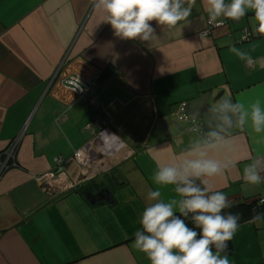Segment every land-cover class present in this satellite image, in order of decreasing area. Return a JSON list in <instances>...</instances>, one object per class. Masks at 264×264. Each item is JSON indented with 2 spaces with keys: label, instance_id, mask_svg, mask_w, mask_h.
<instances>
[{
  "label": "crops",
  "instance_id": "0c3cea01",
  "mask_svg": "<svg viewBox=\"0 0 264 264\" xmlns=\"http://www.w3.org/2000/svg\"><path fill=\"white\" fill-rule=\"evenodd\" d=\"M104 18L95 0H0V151L20 138L17 166L0 177V264H150L132 241L153 173L198 145L223 169L196 179L201 188L233 204L264 196V183L242 179L252 162L264 176V132L253 131L250 115L243 128L237 113L232 132L205 139L182 114L208 91L249 113L257 99L264 108V34L252 13L203 38L207 15L196 0L188 23L168 30L151 22V42L116 37ZM80 150L88 157L75 163ZM57 157L68 163L57 167ZM51 171L63 172L58 180L67 174V189L38 183ZM160 190L165 201L179 199L172 186ZM108 191L113 203L94 201ZM247 221L230 264H264V220Z\"/></svg>",
  "mask_w": 264,
  "mask_h": 264
},
{
  "label": "clouds",
  "instance_id": "9594fccd",
  "mask_svg": "<svg viewBox=\"0 0 264 264\" xmlns=\"http://www.w3.org/2000/svg\"><path fill=\"white\" fill-rule=\"evenodd\" d=\"M207 24L221 26L225 20L238 22L249 12L255 30L264 34V0H201ZM196 0H95V8L104 13V23L122 40L151 42L156 38L153 21L164 29H175L189 22ZM203 35V33L201 34ZM250 66L251 57L232 47L230 49ZM221 107L239 113L241 128L251 118L252 129L264 132V108L261 101L250 105V113L237 100H223ZM229 125L231 120L224 117ZM211 146V145H209ZM223 171L221 165L207 158L199 145L189 151L181 164L157 166L152 181L156 187L147 192L148 201L135 232L132 247L143 253L150 264H230L228 242L240 227L241 215L225 209L234 207L223 191L195 183L201 177H214ZM255 162L249 163L242 179L251 185L264 183ZM161 186H172L179 199H162ZM191 218V225L186 223ZM264 220V213L255 212L247 223Z\"/></svg>",
  "mask_w": 264,
  "mask_h": 264
},
{
  "label": "built area",
  "instance_id": "2783aa9c",
  "mask_svg": "<svg viewBox=\"0 0 264 264\" xmlns=\"http://www.w3.org/2000/svg\"><path fill=\"white\" fill-rule=\"evenodd\" d=\"M225 25H226V21H224V23L219 27H214L212 25L207 24V22H206V28L201 31L200 36L203 38H208L211 36V33L214 29L222 28ZM202 33H203V35H201ZM252 65H250V66H252ZM93 103L95 105H99L98 102L95 100L93 101ZM184 107H185V104L182 107V114L186 117L185 112H184ZM189 120L193 123V127L190 129L191 131L197 133L198 135H201L205 139L206 138L210 139L209 138L210 136L208 135V133L203 129L202 121L199 118H192ZM97 126L100 128V130L108 128V125L105 122L100 123L98 121ZM19 139L20 138H16L15 140H13L9 144V146L4 151H0V177L7 169L17 165L15 157H16V149L18 148L17 142ZM87 155L88 154H86L84 150L78 151L73 156L74 160H76L75 163L79 162V161H84V159H87V157H88ZM55 163H56L57 167L61 168V167L65 166V164H67L68 161L66 159H64L63 157H57V158H55ZM61 174H63V172H61V171H59V172L51 171V172L46 173L44 175H38L37 180H38L39 184H41L43 187L47 188L46 190L48 192H55L61 188L67 189L69 185L64 183L68 179L67 174H66V179L62 178V179L58 180V177ZM58 183H62V184L58 185ZM261 199H262L261 202L263 203L264 202V196L261 197Z\"/></svg>",
  "mask_w": 264,
  "mask_h": 264
},
{
  "label": "water",
  "instance_id": "95a60500",
  "mask_svg": "<svg viewBox=\"0 0 264 264\" xmlns=\"http://www.w3.org/2000/svg\"><path fill=\"white\" fill-rule=\"evenodd\" d=\"M259 35L260 33L257 34V36ZM223 100H230L233 103L232 99L224 98V92L216 95H213L212 91L205 92L198 99L185 103V115L188 119L199 118L202 121L203 129L211 137L215 139L223 138L236 128L238 119L237 113L221 107ZM225 116L230 118V125L225 122ZM107 194L109 193L107 192Z\"/></svg>",
  "mask_w": 264,
  "mask_h": 264
},
{
  "label": "trees",
  "instance_id": "16d2710c",
  "mask_svg": "<svg viewBox=\"0 0 264 264\" xmlns=\"http://www.w3.org/2000/svg\"><path fill=\"white\" fill-rule=\"evenodd\" d=\"M195 183H196V181H195ZM87 185L90 187H95V186H99V183L96 182L95 180H92ZM197 185L200 186L199 184H197ZM86 188H87V186H86ZM104 191H106V190H104ZM81 192L86 196L87 199H89L88 194L85 193L86 191H81ZM108 193L110 196L109 198L108 197L104 198V195H102L101 197H97L94 201L113 203L114 199L112 196V192L108 191ZM261 200H262L261 198H257V199H253V200L246 201V202L235 203L234 207H232L230 209H225L224 212H225V214L228 212L239 213L241 215L240 223H242L244 221L251 220V218L255 212L264 213V202L262 203ZM186 223L189 224V227H192L190 217L186 219ZM232 251H233V244H232V240H231L228 242V254H231Z\"/></svg>",
  "mask_w": 264,
  "mask_h": 264
}]
</instances>
